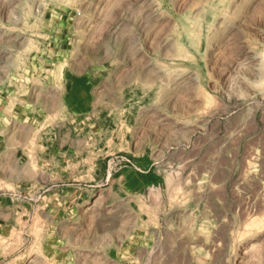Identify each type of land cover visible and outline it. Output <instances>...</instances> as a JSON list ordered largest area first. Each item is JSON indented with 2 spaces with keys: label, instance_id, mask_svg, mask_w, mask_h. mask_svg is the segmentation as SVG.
I'll use <instances>...</instances> for the list:
<instances>
[{
  "label": "rangeland",
  "instance_id": "1",
  "mask_svg": "<svg viewBox=\"0 0 264 264\" xmlns=\"http://www.w3.org/2000/svg\"><path fill=\"white\" fill-rule=\"evenodd\" d=\"M69 76L100 161L66 215L22 196L0 264H264V0H0V125L69 126Z\"/></svg>",
  "mask_w": 264,
  "mask_h": 264
},
{
  "label": "crops",
  "instance_id": "2",
  "mask_svg": "<svg viewBox=\"0 0 264 264\" xmlns=\"http://www.w3.org/2000/svg\"><path fill=\"white\" fill-rule=\"evenodd\" d=\"M65 85L59 98L60 112L54 117L64 115L69 126L65 122L56 124L49 135H37L40 143L33 144L32 125L40 121L35 114L14 122L15 129H9V124L8 128L5 123L0 125V188L13 189L7 193L0 190V242L5 230L14 229V223L5 221L14 218L10 211L20 207L22 196H28L30 203L44 199L50 214L66 215L70 204L83 193L80 180L95 174L99 156L93 152L87 156V150H81L84 146L95 150L99 145L100 127L92 82L85 76H69ZM46 139L51 143H46Z\"/></svg>",
  "mask_w": 264,
  "mask_h": 264
}]
</instances>
